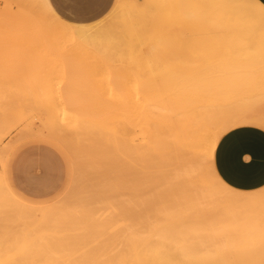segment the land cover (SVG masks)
Wrapping results in <instances>:
<instances>
[{
  "label": "bare ground",
  "instance_id": "bare-ground-1",
  "mask_svg": "<svg viewBox=\"0 0 264 264\" xmlns=\"http://www.w3.org/2000/svg\"><path fill=\"white\" fill-rule=\"evenodd\" d=\"M1 1L0 144L6 129L41 108L48 118L37 132L92 157L106 180L95 200L76 195L33 208L0 176V264H264V186L234 189L213 166L229 129L264 128V65L251 55L264 49V5L114 0L101 18L72 23L48 0H8L15 10ZM165 22L251 42L228 60L218 99L210 97L218 94L210 92L215 83L198 71L170 79L169 68L179 64L171 45L142 53V35ZM85 49L106 63L96 73L109 87L100 106L106 122L68 127L80 81L67 57ZM130 129L137 137L131 145Z\"/></svg>",
  "mask_w": 264,
  "mask_h": 264
},
{
  "label": "rangeland",
  "instance_id": "rangeland-1",
  "mask_svg": "<svg viewBox=\"0 0 264 264\" xmlns=\"http://www.w3.org/2000/svg\"><path fill=\"white\" fill-rule=\"evenodd\" d=\"M57 1L67 7L65 9L55 8L57 14L62 18L75 23H88L101 18L109 11L114 0ZM2 2L0 0V8H3V6L7 8V5L3 4L5 2ZM8 3L10 5L14 4L9 1ZM8 7L10 6L8 5ZM11 7L12 10L16 8L14 5ZM149 28H159L161 30L150 31L142 35L144 37L142 53L144 52L146 55L150 46L154 44L159 46L171 45L175 49L176 60L179 64L172 63V68H169L171 72L170 79L174 81L181 79L182 75L188 76L189 72L198 71L193 75L208 78L209 84L215 83V88L210 89L213 94L219 92L218 85L224 81V67L228 64V60L237 55L238 50L236 47L247 48L252 46L251 42L243 37L231 41L225 38L222 33L206 34L198 29L191 30L190 27L188 29V26H180L174 23L168 25L166 22L164 24L158 23ZM85 50L77 51L72 56L67 57L72 63H70V66L76 70L73 75L78 77L80 81L76 83L78 86L76 90L74 89V103L72 106L70 105L73 109L72 120L70 118L68 127L74 123L79 127L83 126L82 123H85L88 127H95L99 122H106L100 119L103 116L100 112V109H102L100 106L104 102L106 104L108 100L109 87L106 85L105 78L100 74H96L107 70L106 63L103 56L91 53L90 49ZM251 55H253V62H257L259 66L264 65V49L256 50ZM98 58L103 62L102 69L97 66ZM69 61L67 62L69 63ZM191 77L192 75L188 76V78ZM99 80L102 82H99ZM169 83L167 84L169 85ZM170 84L173 85L174 83ZM170 92L171 95L174 94V90ZM220 95L222 94L218 93L214 96L211 94L210 97L218 99ZM29 114L25 120L19 121L16 126L6 129L5 137L0 144V171L2 172L0 176L6 178V183L17 196L16 199L33 208H47L63 202L64 199L67 202L68 198L76 195L87 197L89 200H95L102 196L101 182L106 179L97 170L95 161L89 160L92 157L89 159L82 158V155L80 156L74 147L62 148L59 143L53 142L47 136L44 137V134L46 135L44 132L41 136L38 132L41 133L42 127L47 123L48 118L43 109L32 110ZM6 133L8 134L6 135ZM19 134L21 138L18 136ZM87 141L82 138L80 145L84 146ZM131 143H137V137L130 129V145ZM3 146L6 148L5 152H3ZM2 155H5V157ZM8 215L11 219L12 213H8ZM16 226L14 227L15 231L22 228V225L19 226L17 223ZM116 249L118 247L114 251Z\"/></svg>",
  "mask_w": 264,
  "mask_h": 264
},
{
  "label": "crops",
  "instance_id": "crops-1",
  "mask_svg": "<svg viewBox=\"0 0 264 264\" xmlns=\"http://www.w3.org/2000/svg\"><path fill=\"white\" fill-rule=\"evenodd\" d=\"M258 1L264 5V0ZM48 3L56 14L55 8H67L57 0ZM213 166L218 177L234 189L252 191L263 187L264 128L246 124L229 129L216 144Z\"/></svg>",
  "mask_w": 264,
  "mask_h": 264
}]
</instances>
